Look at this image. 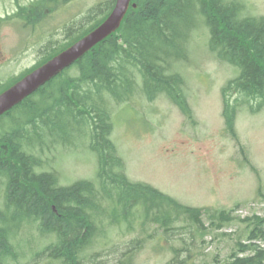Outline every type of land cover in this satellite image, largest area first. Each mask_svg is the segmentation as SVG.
Instances as JSON below:
<instances>
[{
  "label": "trees",
  "instance_id": "obj_1",
  "mask_svg": "<svg viewBox=\"0 0 264 264\" xmlns=\"http://www.w3.org/2000/svg\"><path fill=\"white\" fill-rule=\"evenodd\" d=\"M115 2L90 9V20L98 16L94 24L79 28L80 33L39 65L97 27ZM132 2L136 7H130L116 33L0 116V264L43 259L48 264H112V260H99L101 252L89 253L103 243L107 220L133 226L138 219L166 233L183 221V229L207 235L209 227L220 229L234 219L225 210L184 205L149 184L131 181L111 138L113 109L138 92L150 100L165 94L192 117L179 66L189 60V39L203 22L211 33L210 50L239 69L235 80L222 90L225 123L235 133L239 105L251 101L264 105V17H242L247 6L240 0ZM33 13L37 11L27 8L25 18ZM233 95H238L235 101ZM76 136H86L98 155L97 178L64 186L55 161L58 150L72 146L71 137ZM46 147L52 162L44 157ZM205 215L210 226L204 222ZM248 221V243L240 240L226 264H264V247L258 243L264 242V216ZM29 229L37 237L28 236ZM138 244L134 240L113 264H134L133 248ZM248 250L252 252L247 254ZM175 262L189 264V258L177 256L169 264Z\"/></svg>",
  "mask_w": 264,
  "mask_h": 264
},
{
  "label": "rangeland",
  "instance_id": "obj_2",
  "mask_svg": "<svg viewBox=\"0 0 264 264\" xmlns=\"http://www.w3.org/2000/svg\"><path fill=\"white\" fill-rule=\"evenodd\" d=\"M106 1L56 0L52 6L29 7L37 13L19 22L13 13L15 3L0 0V16L12 14L0 17V90L48 59L80 33L79 28L93 25L98 16L90 20V9ZM240 1L247 6L242 17H264V0ZM210 36L207 25L197 26L189 39V60L179 66L192 117L165 94L150 100L138 92L114 107L111 138L131 181L149 184L184 205L210 212L225 210L234 219L220 229L209 227L207 235L183 229V221L166 233L156 224L145 226L138 219L133 226L107 220L103 243L89 249V253L101 252L99 260H112L113 264L138 240L133 248L134 264H169L177 256L189 258V264H226L240 240L248 243V220L264 216V105L258 107L259 101L239 105L235 133L228 130L222 90L235 80L239 69L210 50ZM237 97L231 98L235 101ZM71 139L73 145L61 147L55 161L64 186L97 178L99 168L90 140L86 136ZM48 154L46 147L44 157L52 162ZM203 219L210 226L209 217ZM31 233L37 237L29 229L27 235ZM34 240L33 246H37V238ZM258 243L264 247V242ZM29 247L23 244V248ZM31 264L48 263L43 259Z\"/></svg>",
  "mask_w": 264,
  "mask_h": 264
},
{
  "label": "water",
  "instance_id": "obj_3",
  "mask_svg": "<svg viewBox=\"0 0 264 264\" xmlns=\"http://www.w3.org/2000/svg\"><path fill=\"white\" fill-rule=\"evenodd\" d=\"M132 1L116 0L111 13L97 27L2 91L0 93V116L23 102L99 43L116 33L130 7H136Z\"/></svg>",
  "mask_w": 264,
  "mask_h": 264
},
{
  "label": "flooded vegetation",
  "instance_id": "obj_4",
  "mask_svg": "<svg viewBox=\"0 0 264 264\" xmlns=\"http://www.w3.org/2000/svg\"><path fill=\"white\" fill-rule=\"evenodd\" d=\"M12 1L15 3V7H16V11L13 12V13L18 18L19 22H23V19L25 18V10L27 8L29 9V7H39V6H42V5H46V3H47V1H43L42 2V0H28L26 3H24L23 0H12ZM26 4L29 5V6L25 7ZM48 4L50 6H52V0H48ZM29 11H32V10L29 9ZM7 15L6 16H0V17H2V19H3V18H7V17L12 16V14H10V13L7 14ZM50 17H52V13L50 14ZM51 20H52V18H51ZM51 20H49V21L51 22ZM11 85H13V84H11ZM10 86H8V87H10ZM7 88L5 87V89H7ZM5 89H3L2 91H4ZM2 91L0 90V93Z\"/></svg>",
  "mask_w": 264,
  "mask_h": 264
}]
</instances>
